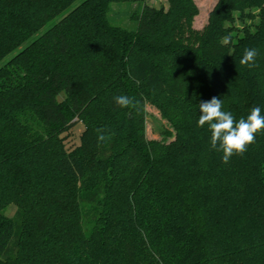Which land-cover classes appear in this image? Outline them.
Segmentation results:
<instances>
[{"label":"trees","instance_id":"obj_1","mask_svg":"<svg viewBox=\"0 0 264 264\" xmlns=\"http://www.w3.org/2000/svg\"><path fill=\"white\" fill-rule=\"evenodd\" d=\"M114 2L140 3L133 27L113 22ZM198 13L0 0V264H264V132L223 163L197 126L212 97L237 120L264 114V0H217L202 29ZM149 104L172 126L162 139L147 137Z\"/></svg>","mask_w":264,"mask_h":264},{"label":"clouds","instance_id":"obj_2","mask_svg":"<svg viewBox=\"0 0 264 264\" xmlns=\"http://www.w3.org/2000/svg\"><path fill=\"white\" fill-rule=\"evenodd\" d=\"M227 39L225 43H227ZM257 49L246 48L239 63L249 68L256 66ZM114 103L120 108L136 107L139 101L127 95L114 97ZM200 115L197 126L206 124L210 132V150L222 153V162L228 163L234 156H243L248 147L256 142V135L264 132V114L259 106L253 107L246 117L237 120L231 111L224 110L222 99L212 97L199 104ZM103 133L105 129H96ZM109 137L98 135V142Z\"/></svg>","mask_w":264,"mask_h":264},{"label":"rangeland","instance_id":"obj_3","mask_svg":"<svg viewBox=\"0 0 264 264\" xmlns=\"http://www.w3.org/2000/svg\"><path fill=\"white\" fill-rule=\"evenodd\" d=\"M198 7L199 13L195 17L194 27L196 29H202L208 22L210 11L215 6L217 0H195ZM145 2L154 7L168 8L169 0H145ZM140 3L134 2L133 4L114 2L111 4L113 11L111 13L112 20L115 24L133 27L134 22L130 18L132 10H136ZM50 27L47 25L41 30L34 38L41 35L46 29ZM147 117H146V134L149 139H162L164 137L163 132L166 130H172V126L167 119H165L154 105L149 104L147 106ZM85 129V123L79 122L72 129H70L65 135V142L67 149L71 150L81 143V135ZM4 214L10 217H16L18 212V205L11 202L3 210Z\"/></svg>","mask_w":264,"mask_h":264}]
</instances>
